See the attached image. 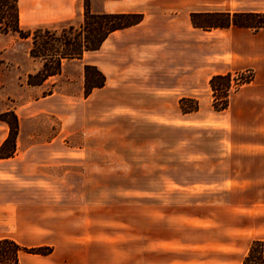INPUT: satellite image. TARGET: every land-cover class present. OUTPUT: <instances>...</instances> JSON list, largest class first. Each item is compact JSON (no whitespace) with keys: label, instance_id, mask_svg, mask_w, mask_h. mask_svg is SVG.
Segmentation results:
<instances>
[{"label":"crops","instance_id":"1","mask_svg":"<svg viewBox=\"0 0 264 264\" xmlns=\"http://www.w3.org/2000/svg\"><path fill=\"white\" fill-rule=\"evenodd\" d=\"M89 4L95 14H140L143 19L114 31L100 49L84 53L81 59L63 61L62 70L66 65L76 68L72 80L79 86L82 148L102 157L103 142L108 138L130 147L138 140H156L164 152L178 154L182 160L183 136L193 140L205 128L207 135L200 141L210 143V165H222L231 157L264 160V28L257 32L234 26L204 30L191 20L193 13H264V0H89ZM18 12L20 27L26 31L52 30L66 23L80 25L84 0H18ZM18 37L0 33V53L10 48L7 40ZM84 65L96 66L106 77L105 85L88 97H84ZM247 69L254 71V80L231 96L226 110L215 111L209 84L212 76ZM184 98L199 101V110L185 113L180 103ZM70 101V96L63 97L62 106L69 107ZM14 110L20 121L16 150L13 156L0 158V239L10 238L20 245H44L48 243L43 240L48 228L40 223L44 217L39 214L40 190L23 188L24 170L33 174L38 168L31 156L37 144L20 146L24 118ZM66 123L62 118V128L46 143L47 149L64 148V139L72 133ZM8 134L9 126L0 121V147ZM235 174L210 179L264 181V172L256 177ZM30 179L32 185L33 177ZM49 192L53 194L45 193ZM194 221H183L182 225L190 230H206L208 235L160 239L158 264L237 261L229 250L237 241L235 231L225 228L222 237L210 238V227L201 228ZM22 238L36 240L19 242ZM54 253L61 258L59 262L39 258L23 262L21 255L20 264H72L70 253Z\"/></svg>","mask_w":264,"mask_h":264},{"label":"rangeland","instance_id":"2","mask_svg":"<svg viewBox=\"0 0 264 264\" xmlns=\"http://www.w3.org/2000/svg\"><path fill=\"white\" fill-rule=\"evenodd\" d=\"M69 26L79 29L66 23L52 31L61 33ZM6 43L10 48L0 53V113L16 109L24 118L20 146L37 144L31 156L38 168L33 174L24 170L23 188L40 190V223L48 228L43 238L47 244L21 245L50 247L53 253H22L23 262H59L55 250L70 253L72 264H158L160 239L208 235L206 230L183 227L182 222L191 219L201 228L210 227V238L222 237L225 228L235 231L237 241L229 250L237 261L231 264H244L256 241L264 250V181L210 179L235 173L256 177L264 172V160L231 157L222 165H210V143L200 141L207 135L205 128L193 140L183 136L182 160L164 152L156 140H138L130 147L108 138L102 157L94 156L82 148L79 86L72 80L76 68L66 65L41 87L29 86L28 74L43 63L29 54L31 38ZM65 96L71 100L67 108L62 106ZM62 118L72 133L64 139V148L47 149L46 143L62 128ZM31 240L36 239H18Z\"/></svg>","mask_w":264,"mask_h":264},{"label":"trees","instance_id":"3","mask_svg":"<svg viewBox=\"0 0 264 264\" xmlns=\"http://www.w3.org/2000/svg\"><path fill=\"white\" fill-rule=\"evenodd\" d=\"M140 14H95L90 10L89 0H84V18L79 29L69 26L63 32L57 33L49 29H36L33 32L20 27L18 0H0V33L17 34L19 38H31L29 54L35 59L42 60V67L34 74H29V86H41L50 77L62 73L64 60L81 59L86 52L100 49L103 42L114 31L134 26L142 21ZM192 23L195 27L210 30L213 28L244 27L254 31L264 28V13L253 12H209L193 13ZM245 72L249 75L245 76ZM252 69L218 74L210 79L213 96V108L217 112L228 108L231 96L238 89L254 80ZM106 83L105 75L93 65H84V97H88L96 88ZM182 110L195 112L200 108L199 101L182 99ZM0 121L9 126V134L0 147V158L13 156L19 135V118L12 110L0 113ZM22 253L49 255L50 247L26 248L10 238L0 239V264H20ZM244 264H264L263 244L256 241L252 244Z\"/></svg>","mask_w":264,"mask_h":264}]
</instances>
